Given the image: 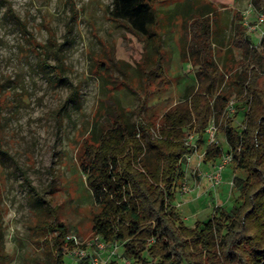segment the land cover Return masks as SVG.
Listing matches in <instances>:
<instances>
[{
  "label": "rangeland",
  "instance_id": "rangeland-1",
  "mask_svg": "<svg viewBox=\"0 0 264 264\" xmlns=\"http://www.w3.org/2000/svg\"><path fill=\"white\" fill-rule=\"evenodd\" d=\"M188 0H155L161 14L160 51L168 82L150 84L147 71L155 65L157 38L146 43L123 22L109 16L113 0H0V79L9 98L3 109L4 147L0 161V191L3 193L4 248L8 264H53L52 225L63 223L69 235L82 241L97 236L92 218L99 210L79 162L83 139L92 131L103 132L104 120L112 114L110 100L127 109L130 121L161 117L197 84V68L182 60L181 48L188 42L189 29L182 19H165ZM212 3L217 9V62L225 78L218 93L230 96L234 111L225 110L232 125L245 128L246 100L237 95L238 78L247 60L243 50L231 42L238 22L256 24L259 12L245 17L251 0H191ZM25 23L9 13V6ZM183 18V15L181 16ZM241 17V18H239ZM246 26V25H245ZM247 35L255 47L264 37V24ZM39 45V46H37ZM46 53L43 52L45 51ZM61 64V76L48 66ZM103 61L105 66L100 69ZM264 86V60L259 69ZM214 121V120H213ZM224 152L229 143L217 123ZM198 151L183 162L184 177L175 188L174 209L188 226L205 222L215 207L230 209L239 201L238 178L246 173L228 163L221 182L211 178L214 162ZM219 157L217 161H221ZM67 264H77L72 248L64 247ZM89 252H93L90 249ZM124 249L120 248V253ZM124 264L119 257H113Z\"/></svg>",
  "mask_w": 264,
  "mask_h": 264
},
{
  "label": "trees",
  "instance_id": "trees-1",
  "mask_svg": "<svg viewBox=\"0 0 264 264\" xmlns=\"http://www.w3.org/2000/svg\"><path fill=\"white\" fill-rule=\"evenodd\" d=\"M155 0H113L109 16L123 22L146 43L157 38L155 65L147 71L150 84L164 86L168 80L160 51L161 14ZM257 12H264V0H251ZM183 9L166 13L182 19L189 29L188 42L181 48L182 60L197 68V84L169 107L161 117L145 119L138 110V120L130 121L127 109L110 100L112 114L104 120L103 132L90 131L79 150V162L86 183L99 210L94 213V236L119 242L123 254L137 264H264V86L260 67L264 60V37L255 47L247 35V26L238 22L232 46L243 50L246 61L239 75L237 95L246 100L245 128L232 125L225 110L230 96L218 93L225 78L217 62V9L212 3L197 4L188 0ZM26 30L11 5L8 9ZM183 15V18L181 17ZM241 18V17H239ZM39 46V45H37ZM46 53L45 51H43ZM43 66L62 75L61 64ZM99 68L105 63L101 61ZM9 98L0 79V161L8 152L4 147L3 109ZM214 120V121H213ZM222 120V131L229 143L236 168L246 173L238 178L239 201L230 209L215 207V214L205 222L188 226L173 206L177 182L184 177L183 162L193 152L186 143L190 134L199 144L205 140L212 122ZM219 143L206 148L205 159L214 162L222 157ZM3 193L0 191V264H8L4 248ZM59 233L53 237V264H67L64 247L74 243L67 239L65 224L52 225ZM77 264H89L83 258ZM109 264H118L116 260Z\"/></svg>",
  "mask_w": 264,
  "mask_h": 264
},
{
  "label": "built area",
  "instance_id": "built-area-1",
  "mask_svg": "<svg viewBox=\"0 0 264 264\" xmlns=\"http://www.w3.org/2000/svg\"><path fill=\"white\" fill-rule=\"evenodd\" d=\"M255 9L250 5V8L246 11L245 17L248 16ZM248 20H246V26H248L249 31L252 32L255 29H258L261 24H264V12L259 13L258 21L256 24L248 25ZM228 108L231 111H234L233 103L230 102ZM219 131V126L217 123L212 122L207 128V147L220 143L217 138V133ZM191 147H193V152H197L199 149V144L196 142V136L194 134H190L188 140L186 141ZM206 147V148H207ZM205 150L202 152L201 156L205 155ZM233 161V155L231 152H223L222 160L214 165V171L211 175L212 180L215 184H219L221 182L222 173L228 163ZM68 240H72L74 245L71 247L73 252L78 256V261L83 258H88L89 264H109L110 259L113 257L121 258L124 264H137L133 259L127 257L123 253H120V248L122 244L119 242H108L104 238L96 237L89 241H82L76 235H67ZM90 249H93V252H89Z\"/></svg>",
  "mask_w": 264,
  "mask_h": 264
}]
</instances>
